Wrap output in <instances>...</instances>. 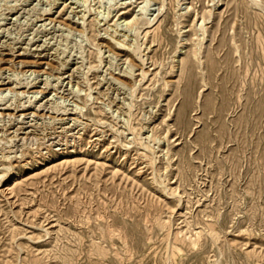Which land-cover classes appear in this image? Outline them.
Listing matches in <instances>:
<instances>
[{
  "label": "rangeland",
  "instance_id": "rangeland-1",
  "mask_svg": "<svg viewBox=\"0 0 264 264\" xmlns=\"http://www.w3.org/2000/svg\"><path fill=\"white\" fill-rule=\"evenodd\" d=\"M263 29L264 0H0V264H264Z\"/></svg>",
  "mask_w": 264,
  "mask_h": 264
},
{
  "label": "bare ground",
  "instance_id": "bare-ground-1",
  "mask_svg": "<svg viewBox=\"0 0 264 264\" xmlns=\"http://www.w3.org/2000/svg\"><path fill=\"white\" fill-rule=\"evenodd\" d=\"M244 9H245V8H244ZM245 11H247V10H244V12H245ZM240 12H242V11L240 10ZM247 13H249V12H247ZM237 14H238V13H237ZM237 14H236V15H237ZM240 14H241V13H240ZM244 14H245V13H244ZM237 16H238V15H237ZM246 16H247V14H246ZM247 17H248V16H247ZM247 17H246V18H247ZM246 18H245V19H246ZM250 18H251V16H249V19H250ZM204 19H205V18H204ZM249 19H248V20H249ZM245 21H246V20H245ZM250 21H251V20H250ZM254 21H255V19H254ZM204 22H205V21H204ZM248 23H249V22H248ZM132 24H133V23H132ZM246 24H247V22H246ZM250 24H251V23H250ZM247 25H248V24H247ZM247 28H248V27H247ZM259 28H260V27H259ZM257 29H258V27H257ZM263 30H264V29H263ZM261 31H262V30H261ZM252 32H253V31H252ZM258 32H259V31H258ZM259 33H260V32H259ZM263 33H264V31L262 32V34H263ZM259 37H260V36H259ZM204 39H205V37H203L201 41L203 42ZM259 39H260V38H259ZM257 42H259V41H257ZM260 42H261V41H260ZM256 44H257V43H256ZM257 45H258V44H257ZM260 45H261V43H260ZM260 45H258V47H259ZM261 46H262V45H261ZM222 48H223V47H222ZM220 50H221V49H220ZM262 50H263V49H262ZM243 57H244V56H243ZM241 59H242V58H241ZM241 59H240V60H241ZM257 59H258V57H257ZM262 59H263V58H262ZM240 60H239V61H240ZM211 61H212V59H211ZM209 62H210V61H209ZM227 62H228V61H227ZM187 63H188V62H187ZM212 63H213V62H212ZM184 64H185V63H184ZM188 64H189V66L191 65V63H188ZM209 64H211V62H210ZM213 64H214V63H213ZM185 65H186V64H185ZM211 65H212V64H211ZM191 67H192V66H191ZM213 67H214V66L212 65V68H213ZM184 68H188V67H187V66H184ZM184 68H183V69H184ZM210 68H211V67H210ZM188 70H189V68H188ZM184 71H186V70H183V72H184ZM186 72H187V71H186ZM210 72H212V71L210 70ZM188 73H189V72H188ZM190 74H191V73H190ZM190 74H189V75H190ZM232 75H233V74H232ZM190 76H191V75H190ZM241 81H242V80H241ZM2 85H3V84H2ZM31 85H32V84H31ZM29 86H30V85H29ZM135 86H136V85H135ZM37 94H38V93H37ZM121 98H122V97H121ZM0 101H2V100H0ZM2 102H4V101H2ZM30 105H31V104H30ZM1 106H3V107H1ZM0 107L2 108V109H0V110H4V111H7V110L10 109L9 107H7V106H5V105H0ZM25 107H26V106H25ZM27 107H28V106H27ZM68 112H69V111H68ZM77 113H78V112H77ZM77 113H76V114H77ZM79 115H80V114H79ZM22 117H23V116H22ZM152 156H153V155H152ZM5 158H6V157H5ZM8 159H9V157H8ZM4 162H7L6 159L4 160ZM9 162H10V161H9ZM6 175L8 176L9 173L7 172ZM110 227H111V226H110ZM113 229H114V228H113ZM107 230H108V229H107ZM113 234L115 235V232L112 230V228H110V229H109V235H110V237H112L111 235H113ZM198 236H199V235H198ZM198 236H197V237H198ZM191 240H192V239H191ZM192 244H193V243H192ZM194 244H195V243H194ZM194 244H193V245H194ZM189 245H190V244H189ZM175 246H176V245H175ZM195 246H196V244H195ZM96 247H97V246H96ZM171 247H172V246H171ZM174 248H175V247H174ZM176 248H177V247H176ZM99 249H100V248H99ZM178 249H179V248H177V250H178ZM172 250H173V249H172ZM172 250H171V251H172ZM173 251H175V250H173ZM97 252H98V253H97ZM175 252H178V251H175ZM175 252H174V253H175ZM179 252H180V250H179ZM181 252H182V250H181ZM181 252H180V253H181ZM95 253H97L99 256L104 254L102 250H101V251H100V250H98V251L95 250ZM101 253H102V254H101ZM171 253H172V252H171ZM174 253H172V256H173ZM103 256H104V255H103ZM167 259H168V258H167ZM169 259H170V258H169Z\"/></svg>",
  "mask_w": 264,
  "mask_h": 264
}]
</instances>
